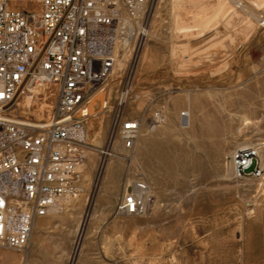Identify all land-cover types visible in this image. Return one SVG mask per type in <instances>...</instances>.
Returning <instances> with one entry per match:
<instances>
[{"label": "rangeland", "instance_id": "rangeland-1", "mask_svg": "<svg viewBox=\"0 0 264 264\" xmlns=\"http://www.w3.org/2000/svg\"><path fill=\"white\" fill-rule=\"evenodd\" d=\"M143 27L89 104L83 196L37 219L25 249L0 248V264H245L243 246L264 239V184L232 162L262 148L264 169V0H153ZM57 98L37 86L17 114L48 120ZM117 117L140 123L130 150L111 138ZM127 177L148 185L137 216L119 209Z\"/></svg>", "mask_w": 264, "mask_h": 264}, {"label": "built area", "instance_id": "built-area-1", "mask_svg": "<svg viewBox=\"0 0 264 264\" xmlns=\"http://www.w3.org/2000/svg\"><path fill=\"white\" fill-rule=\"evenodd\" d=\"M152 1L0 0V248L25 249L36 220L80 193L89 104L112 77L121 46L141 39ZM47 84L58 86L53 116L20 117L18 97ZM130 92L125 81L119 102ZM139 131L138 120L117 117L111 138L130 150ZM232 162L238 177L264 184L256 148L236 151ZM147 190L127 177L119 209L137 216Z\"/></svg>", "mask_w": 264, "mask_h": 264}, {"label": "crops", "instance_id": "crops-1", "mask_svg": "<svg viewBox=\"0 0 264 264\" xmlns=\"http://www.w3.org/2000/svg\"><path fill=\"white\" fill-rule=\"evenodd\" d=\"M242 249H250V254L245 258V264H264V239L262 237L253 239L249 246L244 245Z\"/></svg>", "mask_w": 264, "mask_h": 264}, {"label": "bare ground", "instance_id": "bare-ground-1", "mask_svg": "<svg viewBox=\"0 0 264 264\" xmlns=\"http://www.w3.org/2000/svg\"><path fill=\"white\" fill-rule=\"evenodd\" d=\"M144 35H145V28L143 27V28H142L141 38H143ZM125 45H126V43H124V46H125ZM120 63H121V62H120ZM186 122H187V120H186ZM184 123H185V122H184ZM185 124H186V123H185ZM263 145H264V144H263ZM248 148H249V147H248ZM259 150H262V148L257 150L258 154L261 153V151H259ZM112 155H113V154H112ZM112 165H113V161H109V162H107V165H106V167H105V170H106L107 174H108V171H110V169L112 168ZM262 183H263V182H262ZM81 196H83V194L78 193V194H76L75 196L67 197L66 199H64L63 202L69 204V203H72V202H75V201L79 200V199L81 198ZM34 228H35V224H34L33 229H34Z\"/></svg>", "mask_w": 264, "mask_h": 264}]
</instances>
